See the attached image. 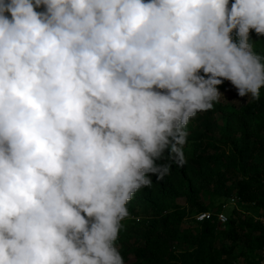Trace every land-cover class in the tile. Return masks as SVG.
Wrapping results in <instances>:
<instances>
[{"label": "clouds", "instance_id": "obj_1", "mask_svg": "<svg viewBox=\"0 0 264 264\" xmlns=\"http://www.w3.org/2000/svg\"><path fill=\"white\" fill-rule=\"evenodd\" d=\"M252 32L264 0H0V264H126L128 204L190 121L224 81L261 98Z\"/></svg>", "mask_w": 264, "mask_h": 264}, {"label": "trees", "instance_id": "obj_2", "mask_svg": "<svg viewBox=\"0 0 264 264\" xmlns=\"http://www.w3.org/2000/svg\"><path fill=\"white\" fill-rule=\"evenodd\" d=\"M250 36L264 56V37ZM228 88L224 81L220 91ZM187 132L184 166L165 153L158 163H170V174L159 181L152 176V187L128 204L130 217L116 242L126 264H261L264 89L259 100L241 107L216 105L197 113ZM205 213L213 218L197 223ZM221 213L229 218L226 224L218 221Z\"/></svg>", "mask_w": 264, "mask_h": 264}, {"label": "rangeland", "instance_id": "obj_3", "mask_svg": "<svg viewBox=\"0 0 264 264\" xmlns=\"http://www.w3.org/2000/svg\"><path fill=\"white\" fill-rule=\"evenodd\" d=\"M248 101H249L248 97H245V98L238 97L236 94V90L232 87V88H228L225 92H222L221 100L219 103H216L215 106L216 105L217 106L218 105H233L235 107H241L244 104H246ZM233 210H234V207L231 204L230 208H228L227 213L229 214Z\"/></svg>", "mask_w": 264, "mask_h": 264}, {"label": "built area", "instance_id": "obj_4", "mask_svg": "<svg viewBox=\"0 0 264 264\" xmlns=\"http://www.w3.org/2000/svg\"><path fill=\"white\" fill-rule=\"evenodd\" d=\"M263 185H264V183H263ZM231 203H236V199H233L232 201H231ZM226 208V207H225ZM221 214H223L224 216H226L227 217V222L229 221V218H228V216H227V214H225V213H221ZM220 214V215H221ZM219 215V216H220ZM201 216H203L204 218L203 219H200L199 217H201ZM219 216H218V221L221 223V224H226V223H224V222H222L220 219H219ZM213 218V215L211 214V213H205V214H201V215H199V216H197V218H196V222L197 223H203V222H205V221H208V220H211ZM260 263L261 264H264V251L261 253V256H260Z\"/></svg>", "mask_w": 264, "mask_h": 264}]
</instances>
